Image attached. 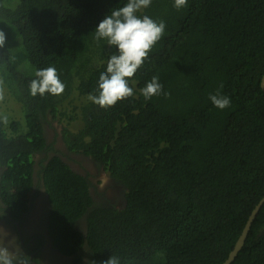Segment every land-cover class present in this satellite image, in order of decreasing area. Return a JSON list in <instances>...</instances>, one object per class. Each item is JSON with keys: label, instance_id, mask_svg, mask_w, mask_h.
Wrapping results in <instances>:
<instances>
[{"label": "trees", "instance_id": "1", "mask_svg": "<svg viewBox=\"0 0 264 264\" xmlns=\"http://www.w3.org/2000/svg\"><path fill=\"white\" fill-rule=\"evenodd\" d=\"M127 2L0 0V82L24 114L23 127L0 123V197L20 219L33 157L46 147L43 124L79 121L64 127L65 145L122 185L125 204L92 206L88 181L51 158L41 179L52 246L70 256L86 245L95 264L111 255L121 264H222L264 196V0H187L179 10L152 0L137 15L163 21L164 35L128 80L133 96L105 109L88 96L116 49L92 32ZM49 66L64 92L31 96L35 72ZM153 76L169 96L145 100ZM217 91L230 107L212 104ZM83 216L85 236L74 227ZM232 264H264V204Z\"/></svg>", "mask_w": 264, "mask_h": 264}, {"label": "clouds", "instance_id": "2", "mask_svg": "<svg viewBox=\"0 0 264 264\" xmlns=\"http://www.w3.org/2000/svg\"><path fill=\"white\" fill-rule=\"evenodd\" d=\"M152 0H128L119 8H114L110 14L98 24L94 32L97 41L106 40L109 46H114V52L107 61L106 72H102L98 81V95L89 94L88 100L101 108H110L117 102L133 96V88L129 86L128 80L134 76L156 43L162 38L166 25L163 21L157 22L149 16L142 18L137 13L151 6ZM187 4V0H174L173 6L179 10ZM6 43V34L0 30V48ZM35 79L31 80L29 89L30 95L43 97L46 93L59 96L65 90V84L59 78L57 69L54 66L38 69L35 72ZM221 88L223 85L220 86ZM145 100L163 94L165 97L170 94L163 91V85L159 82L158 76H153L151 81L140 90ZM3 94L0 93V101H3ZM212 104L220 110L231 105V99L221 95L219 91L210 94ZM0 123L7 124V115L0 114ZM9 234L0 229V264H14V255L5 246V239ZM14 240V239H13ZM9 241L8 243H11ZM85 264H95V261ZM103 264H121L117 255H111Z\"/></svg>", "mask_w": 264, "mask_h": 264}, {"label": "flooded vegetation", "instance_id": "3", "mask_svg": "<svg viewBox=\"0 0 264 264\" xmlns=\"http://www.w3.org/2000/svg\"><path fill=\"white\" fill-rule=\"evenodd\" d=\"M63 129L50 116L43 124L46 147L33 157V183L28 194L27 210L20 219L11 216L0 197V229L9 234L5 246L13 253L14 264H85L88 261L86 245H82L76 254L70 256H64L52 246L48 228L50 201L41 179L42 168L51 158L58 157L73 172L88 181L92 206L121 209L125 204L122 185L110 178L98 162L80 152L69 151L64 142ZM2 172L0 168V179ZM85 219L86 216H83L74 226L84 236Z\"/></svg>", "mask_w": 264, "mask_h": 264}, {"label": "rangeland", "instance_id": "4", "mask_svg": "<svg viewBox=\"0 0 264 264\" xmlns=\"http://www.w3.org/2000/svg\"><path fill=\"white\" fill-rule=\"evenodd\" d=\"M0 93L3 94V101H0V114L7 115L8 122L10 120L18 121L21 127L24 126V114L20 104H18L13 98L8 94L6 88L0 82ZM68 114V113H67ZM52 119V118H51ZM53 121V120H52ZM58 122V119H55ZM60 126L71 128L76 130L80 127L79 121L69 122L67 118H63L58 122ZM7 133H10V130L7 128Z\"/></svg>", "mask_w": 264, "mask_h": 264}, {"label": "water", "instance_id": "5", "mask_svg": "<svg viewBox=\"0 0 264 264\" xmlns=\"http://www.w3.org/2000/svg\"><path fill=\"white\" fill-rule=\"evenodd\" d=\"M260 88L261 91L264 94V74L261 78V82H260ZM264 204V196L259 200V202L255 205V207L253 208V210L251 211L242 231L240 236L238 237V239L236 240L233 249L229 252L226 260L222 263V264H232L234 262V260L236 259L238 253L240 252V250L242 249L246 238L248 236V233L250 231L251 225L253 223V221L255 220L258 212L260 211V209L262 208Z\"/></svg>", "mask_w": 264, "mask_h": 264}]
</instances>
